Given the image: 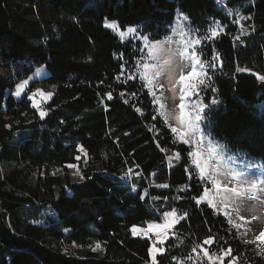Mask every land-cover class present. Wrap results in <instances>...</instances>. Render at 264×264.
<instances>
[{"label": "trees", "instance_id": "obj_1", "mask_svg": "<svg viewBox=\"0 0 264 264\" xmlns=\"http://www.w3.org/2000/svg\"><path fill=\"white\" fill-rule=\"evenodd\" d=\"M179 21L206 65L203 133L264 166V0H0V264H149L150 241L131 229L170 210L183 220L155 264H211L206 240L209 254L264 264L197 204L190 149L121 71L143 44L105 26L158 44ZM40 67L49 75L30 89L52 97L35 110L10 92Z\"/></svg>", "mask_w": 264, "mask_h": 264}, {"label": "rangeland", "instance_id": "obj_2", "mask_svg": "<svg viewBox=\"0 0 264 264\" xmlns=\"http://www.w3.org/2000/svg\"><path fill=\"white\" fill-rule=\"evenodd\" d=\"M221 3L223 5L224 0ZM228 13L240 24L241 17L237 13ZM105 25L111 27L122 41L134 37L133 32L118 34L115 26L110 23ZM188 30L190 27L183 22L176 32L158 44H148L144 40L142 55L133 61L130 69L131 79L137 78L142 82L151 94L158 114L172 131L175 129L173 133L177 140L190 149L192 167L195 168L198 163L203 168L202 173L199 168L196 169L197 179L208 187L197 199V204H206L225 217L242 241L252 243L264 252V236L261 235L264 233V166L256 160L229 151L222 143L203 133L202 122L206 110L200 87L206 76V65L196 54L199 42ZM216 35L214 31L212 37ZM48 75L45 68H36L15 85L10 95L15 101L26 98L33 109L39 110L49 102L52 94L46 88L30 87L33 82L46 79ZM25 80L28 83L21 89L20 96H17V85ZM197 116L200 119H196ZM196 146H201V150ZM209 160L215 164V168L209 165ZM226 178L233 185L226 184ZM232 189H235V193ZM160 218L158 222H149L131 229L134 238L147 239L151 244L150 249H157L155 253L149 249V264H153V257L156 261V257L163 252L162 245L183 220L175 210L164 212ZM133 229L136 231L133 232ZM205 246L209 248L211 242L201 247L211 264H238L237 258H231L229 251L219 255L209 254ZM194 255L199 256L197 253Z\"/></svg>", "mask_w": 264, "mask_h": 264}, {"label": "snow or ice", "instance_id": "obj_3", "mask_svg": "<svg viewBox=\"0 0 264 264\" xmlns=\"http://www.w3.org/2000/svg\"><path fill=\"white\" fill-rule=\"evenodd\" d=\"M129 31H130V32H131V31H135V29H133V28H129ZM237 39H239V37H237ZM259 79L262 80V81H264V76L259 77ZM27 83H28V81L25 80V81H23L22 84L17 85V89H16V95H17V96H20L21 89H22V88L24 87V85H26ZM108 99H109V100L112 99V96H111L110 94L108 95ZM211 103H212L213 105H215V104L217 103V100L213 99V100L211 101ZM181 108H183V105H181ZM42 115H43V114H42ZM196 119H200V117L197 116ZM173 131H175V129H173ZM182 135H183V134H182ZM187 151H188V149H182V152H187ZM71 166H72V165H69V167H71ZM197 168L200 169V173L203 172V168H201L200 165L197 163L195 168H190V172H191L190 179L195 180V179L197 178V176H198V173H197V171H196ZM81 178L83 179V177H81ZM253 187H255V185H253ZM232 192L235 193V189H232ZM198 194H199V193H198ZM69 195H71V193H69ZM166 215H167V213H166ZM135 231H136V229H133V232H135ZM261 235L264 236V233H261ZM259 238H260V237H257V239H259ZM209 242H210V241H208V240L205 241V243H209ZM96 247L99 248L100 245L97 244ZM156 251H157V249H156L155 247H153L152 249H150V252H151V253H155ZM153 264H155V257H153Z\"/></svg>", "mask_w": 264, "mask_h": 264}, {"label": "clouds", "instance_id": "obj_4", "mask_svg": "<svg viewBox=\"0 0 264 264\" xmlns=\"http://www.w3.org/2000/svg\"><path fill=\"white\" fill-rule=\"evenodd\" d=\"M190 27V26H189ZM197 148H198V150H199V148L201 149V146H196ZM209 165L211 166V167H213V168H215L216 166H215V164H212V163H210L209 162ZM193 168V167H192ZM198 180V179H197ZM199 181V180H198ZM200 182V181H199ZM201 183V182H200ZM202 185H203V189L202 190H204L205 189V187H208V185H206V184H203V183H201ZM226 184H228V185H233V182L231 181V180H229L228 178H226ZM203 193V192H202ZM202 195V194H201ZM204 205H206V204H204ZM208 206V205H207ZM209 207V206H208ZM210 208V207H209ZM211 209V208H210ZM212 210V209H211ZM213 211V210H212ZM214 213H217V212H215V211H213ZM217 214H219V213H217ZM220 215V214H219ZM223 217V216H222ZM225 218V217H224ZM226 219V218H225Z\"/></svg>", "mask_w": 264, "mask_h": 264}]
</instances>
